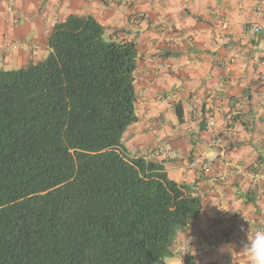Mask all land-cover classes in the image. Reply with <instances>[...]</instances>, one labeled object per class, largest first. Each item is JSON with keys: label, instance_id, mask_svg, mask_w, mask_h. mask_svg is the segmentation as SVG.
<instances>
[{"label": "trees", "instance_id": "1", "mask_svg": "<svg viewBox=\"0 0 264 264\" xmlns=\"http://www.w3.org/2000/svg\"><path fill=\"white\" fill-rule=\"evenodd\" d=\"M47 42L41 62L0 69V264H163L202 201L124 152L135 44L72 15Z\"/></svg>", "mask_w": 264, "mask_h": 264}, {"label": "crops", "instance_id": "2", "mask_svg": "<svg viewBox=\"0 0 264 264\" xmlns=\"http://www.w3.org/2000/svg\"><path fill=\"white\" fill-rule=\"evenodd\" d=\"M71 15L135 44L137 122L124 152L194 187L202 210L188 236L221 232L211 249L191 243L183 264H248L247 229L264 227V0H0V69L44 60L53 26ZM255 24L262 31L251 37L245 28ZM211 118L225 151L208 164L219 152L205 131ZM156 147L174 156H155ZM180 241L163 264L177 262Z\"/></svg>", "mask_w": 264, "mask_h": 264}, {"label": "built area", "instance_id": "3", "mask_svg": "<svg viewBox=\"0 0 264 264\" xmlns=\"http://www.w3.org/2000/svg\"><path fill=\"white\" fill-rule=\"evenodd\" d=\"M139 17H142V14H140ZM245 31L251 37H255L260 34V32L262 31V27L260 25L255 24L246 27ZM205 131L209 135L210 146L213 148H217L219 150L217 154H215L211 159L208 160V164H211L214 161H216L218 158H220L223 152L225 151L224 140L221 136L216 134L215 121L212 118L208 119L205 122ZM155 149H156L155 156H160V157L162 156L163 158H169L174 156V153L172 152L169 153L167 150L163 149L162 147L161 148L156 147ZM257 177H258L257 175L253 176V181L251 183L252 186H255L257 182ZM189 236L192 238L191 243L200 244L205 249H211L214 246L216 240L220 238L222 235L219 229H217L215 226H210L209 228L201 231L198 234L192 233ZM175 264H178V262H176Z\"/></svg>", "mask_w": 264, "mask_h": 264}, {"label": "clouds", "instance_id": "4", "mask_svg": "<svg viewBox=\"0 0 264 264\" xmlns=\"http://www.w3.org/2000/svg\"><path fill=\"white\" fill-rule=\"evenodd\" d=\"M132 156L134 155L132 154ZM188 232V224L183 227L177 226V235L183 237V241L177 245V255L174 257L178 264H183L185 254L195 255V250L190 247L192 238L188 236ZM246 237V241L242 244V251L247 255L248 264H264V227L256 228L250 236L247 229Z\"/></svg>", "mask_w": 264, "mask_h": 264}]
</instances>
